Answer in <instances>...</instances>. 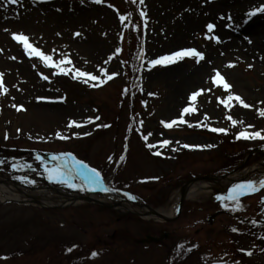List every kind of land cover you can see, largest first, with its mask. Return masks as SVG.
I'll return each instance as SVG.
<instances>
[{
  "label": "rangeland",
  "instance_id": "obj_1",
  "mask_svg": "<svg viewBox=\"0 0 264 264\" xmlns=\"http://www.w3.org/2000/svg\"><path fill=\"white\" fill-rule=\"evenodd\" d=\"M228 1L0 0V73L7 88V94L0 89V149L32 152L25 162L22 155L15 165L5 161L10 170L0 172V177L49 187L53 193L89 196L93 190H82L79 178L77 188L47 178L45 165L56 163L52 157L71 154L101 173L102 183L94 192H116L105 191L103 199L113 208L88 201L53 207L31 199L0 202V264H264V189L240 197L242 210L231 199L186 198L180 216L162 223L145 221L120 206L134 200L136 207L167 210L176 193L194 178L192 184H216L264 161V140L238 138L245 130L264 132V117L259 115L264 110V53L247 29L255 19L264 21L259 12L264 0H249L254 6L238 18L226 8L212 9ZM252 11L259 14L250 16ZM192 20L197 24L190 28ZM209 23L215 26L212 32L206 27ZM18 33L57 63L72 61L61 67L88 75H57V69L30 58L12 39ZM213 36L220 42L206 38ZM230 40L246 47L252 60L220 56L223 63L211 62L201 75L203 87L197 89L187 80L190 74ZM187 48L204 58L150 63ZM101 69L114 78L109 80ZM217 71L249 108L235 101L231 112L224 107L220 101L229 93L213 82ZM200 90L196 101H190ZM185 107L196 112L182 115ZM229 115L243 123L233 127ZM172 120L177 123L170 129L161 123ZM72 121L81 126L69 127ZM193 124L197 127L189 126ZM164 140L171 143L165 146ZM193 145L206 153H181ZM14 166L17 171L11 170ZM207 173L216 180H198ZM210 216H220L213 226ZM164 232L167 239L149 240L162 238Z\"/></svg>",
  "mask_w": 264,
  "mask_h": 264
},
{
  "label": "bare ground",
  "instance_id": "obj_2",
  "mask_svg": "<svg viewBox=\"0 0 264 264\" xmlns=\"http://www.w3.org/2000/svg\"><path fill=\"white\" fill-rule=\"evenodd\" d=\"M223 3V1L221 2ZM221 3L212 6L213 10H222L227 9L228 11L232 12V14L238 18L243 16L245 10H248L250 6H254L255 2L251 3L249 0H230L225 5H221ZM217 17V15H216ZM256 24L247 28L250 35L253 36L254 40H256V46L258 48L263 49L264 53V21L261 19H255ZM197 23L192 20L190 22L191 26L194 27ZM246 29V30H247ZM251 52L241 45L239 42L235 40H230L228 42H222L215 51H213L204 61V65L202 67L195 68L194 71L190 74L189 80L193 85H198V88L203 87L205 81L201 79V75L207 69V66L211 64V62L215 63L216 65H221L220 61H223L220 56H229L231 58H243L245 60H252L250 58ZM257 66L261 67L260 64ZM237 88L241 89L243 95H249L248 91L243 88L242 85H236L235 81H231ZM264 180V161L261 163L254 164L251 167L246 168L244 171L234 174L227 178L224 181H219L216 184H209V183H195L192 184L187 192V199H193L197 196L201 197H216L220 199H229L232 195L233 185L237 181H242V183H247L248 181H254L259 184V181ZM60 198L57 197V194ZM56 194V196H55ZM92 202H105L103 199H106L105 191L99 192H91L88 196ZM38 201L40 205L44 207H53L56 205L61 206H81L83 203H86L85 196L73 194V193H63V192H51L49 187H37L36 185L30 186L29 189L27 188H20L11 182L2 179L0 177V202H9V201H27L31 202ZM180 202V193H176L175 197L172 199L171 205L168 207L167 210H159L156 212L150 211L144 207H136L131 202H123L120 204L121 209L125 212H132L138 213L141 218L145 221H157V222H164L166 219H173L177 216L178 208Z\"/></svg>",
  "mask_w": 264,
  "mask_h": 264
},
{
  "label": "snow or ice",
  "instance_id": "obj_3",
  "mask_svg": "<svg viewBox=\"0 0 264 264\" xmlns=\"http://www.w3.org/2000/svg\"><path fill=\"white\" fill-rule=\"evenodd\" d=\"M18 0H11V3L16 4ZM41 2H45V0H41ZM102 0H93V3H101ZM141 3H143V0H140ZM259 12L264 13V8H261ZM259 13L256 11H252L249 13L250 16H256ZM141 15H146L145 13H141ZM231 19V17H229ZM122 21H126L127 17H121ZM207 29L209 32H212L213 28L215 27L214 24H207ZM77 36L80 35V33H76ZM206 38H212L215 39L217 43H219L218 37H206ZM12 39L16 42L20 43L24 46L25 51H27L30 58H38L41 62L44 63V65L50 69H57L56 74L57 75H64L68 76L70 74H74L75 78L79 79L80 77L87 76V73L77 71L73 68L68 67H61V65H71V60H60L59 63H57L54 60V57L51 55L45 54L43 51L39 50L34 44L30 42V38L25 34H14L12 36ZM251 42V41H249ZM185 56L187 57H194L196 58L197 62L202 60L204 58L203 53L197 51L194 48H187L184 49L181 52L173 53L171 56H161L159 59H153L150 61L151 65H167L176 62V59H183ZM15 59V57H13ZM228 67H234V65L229 64ZM101 72H104V74L107 76L109 80L113 79L114 77L111 75H108L106 70L101 69ZM45 80H48V76L43 77ZM90 80H96V76H90ZM213 82L217 84L218 86L222 85L223 89L229 93L227 100H221L220 102L224 105L226 109H228L229 112H231L233 105V101L238 102V104L244 108H249L250 105L245 103V101L238 95H234L231 93V85L225 81V78L220 74L219 71L216 72L215 77L213 78ZM0 89L4 91L5 94H7V88L4 87L3 83V74L0 73ZM203 90L200 91H194L190 96V101L194 102L196 101V98L202 94ZM150 95H153L150 93ZM13 107H17L16 105H13ZM25 109L20 106L17 107V111H24ZM196 109L194 107H185L182 111L183 114H191L195 113ZM260 116L264 117V110H261L259 113ZM231 122L233 127H237L238 124H242L243 121H238L237 119H234L231 115L227 117ZM142 123V122H141ZM161 123L164 125L165 128H172L173 125L177 123L176 120H172L170 123H166L164 121H161ZM180 123H184V121L181 119ZM80 127V124H77L75 121H72L69 124V127ZM190 127H197V125H189ZM105 127H108V125H105ZM249 128L254 127L252 125L248 126ZM213 132H221L224 134L226 133V130L224 129H217V128H211L210 129ZM7 138V137H5ZM60 139H64L65 137L59 136ZM240 139H253V140H264V132H249L247 130L241 131L239 133ZM164 145L167 146L171 143L170 140H164ZM155 147V145L150 144L149 148ZM185 147H188V145H185ZM156 155H159L160 153H155ZM39 159V157H37ZM121 159H124V157H121ZM53 161H56V163L52 167H48L45 165L44 171L47 174V178L49 181L60 184V185H66L68 188H77L78 185L75 183L77 178L80 179L81 184L84 185V188L82 190H97L96 185H100L102 183V177L101 173L97 171L95 168H89L88 165H86L83 161L77 160L74 156L71 154H63L59 156H53ZM16 167V166H14ZM28 167H31L30 165ZM18 170V168H17ZM20 179L24 180V177H21ZM28 182V181H25ZM261 189H264V180L259 181V184H257L254 181H248L247 183L237 184L233 190L232 195L229 197L233 201V203L236 204L237 210H242V205L239 203V198L243 195L253 194ZM105 191H111L112 189H104ZM129 199H135L134 196L129 195ZM233 231H238L237 229H233ZM71 250V249H70ZM253 253L251 251L247 252L248 256H251ZM96 253H93V256H95Z\"/></svg>",
  "mask_w": 264,
  "mask_h": 264
},
{
  "label": "flooded vegetation",
  "instance_id": "obj_4",
  "mask_svg": "<svg viewBox=\"0 0 264 264\" xmlns=\"http://www.w3.org/2000/svg\"><path fill=\"white\" fill-rule=\"evenodd\" d=\"M200 150V151H199ZM198 151V152H197ZM22 152V153H21ZM184 152H187L188 154H191V152H194V153H206V151L203 149L202 146H190L188 149H182L181 150V153L183 154ZM21 153V154H20ZM20 153L16 152L15 149H0V172H8L10 169H7V168H10V167H6L5 166V161H9V163H11L12 165H15V163H17L19 161V158H18V155H22L21 157V162H25L27 160V156L31 155V151H20ZM13 168V167H11ZM13 171H16V167H14V169H11ZM209 173L205 174L204 176H210L208 175ZM220 217V216H218ZM218 217H215V216H212V226L214 225V221L216 220V218ZM244 221H247V219H244ZM248 222V221H247ZM260 223H258L259 225Z\"/></svg>",
  "mask_w": 264,
  "mask_h": 264
},
{
  "label": "water",
  "instance_id": "obj_5",
  "mask_svg": "<svg viewBox=\"0 0 264 264\" xmlns=\"http://www.w3.org/2000/svg\"><path fill=\"white\" fill-rule=\"evenodd\" d=\"M199 181H215L216 180V178H213V177H205V178H203V179H198ZM194 182H196L195 181V179L193 180V181H191V182H189L188 184H186V185H184L181 189H180V194H181V200H180V206H179V213H178V215H180V213H181V211H182V209H183V206H184V203H185V200H186V196H187V192H188V189H189V187L191 186V184L192 183H194ZM110 193H112V194H116L114 191H109ZM86 199V201H88V202H92L91 201V199L89 198V197H85ZM132 203H137L136 201H131ZM17 203H20L19 201H17ZM93 203H96V204H98V205H103V206H106V207H108V206H110V205H106L104 202H93ZM117 206V205H116ZM111 207V206H110ZM111 208H113V207H111ZM147 209H149L150 211H153V212H156L155 210H153V209H151L150 207H146ZM174 219V218H173ZM171 219H169V220H167L166 219V221H170ZM210 223H212V221L210 222ZM168 238V233H166V232H164V234H163V237L162 238H151L150 237V241L152 242V243H158V242H160V240L161 239H167ZM145 243H146V241H144Z\"/></svg>",
  "mask_w": 264,
  "mask_h": 264
}]
</instances>
